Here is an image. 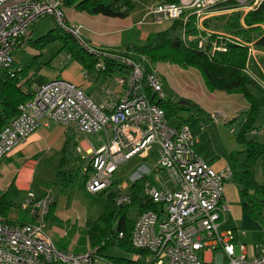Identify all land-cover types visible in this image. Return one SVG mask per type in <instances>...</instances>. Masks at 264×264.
<instances>
[{
    "label": "built area",
    "instance_id": "obj_1",
    "mask_svg": "<svg viewBox=\"0 0 264 264\" xmlns=\"http://www.w3.org/2000/svg\"><path fill=\"white\" fill-rule=\"evenodd\" d=\"M227 0H179L152 6L142 22L180 20L182 28L193 19L197 28L210 14L218 12L219 4ZM236 7L250 11L264 0H233ZM67 0H0V70L13 76L19 69L12 53L33 40L31 27L44 16L54 17L66 33L73 36L93 55L94 74L105 69L106 61L120 62L118 75L108 76L96 95L87 94L80 86L56 77L37 85L31 97L20 103L17 114L0 130V161L41 125L50 121L73 128L81 134L96 135L98 145L88 146L84 188L89 194L109 191L111 178L118 166L132 157L156 158L153 171H163L166 181L160 184L146 179L141 187L142 202L150 209L140 211L132 220L128 236L137 253L136 264H264V201L261 205L262 231L258 253L247 255L246 246L239 243L235 253V234L222 229L227 204L223 202V185L229 172H218L202 159L197 140L187 123L170 126L164 109L155 101L165 100L162 82L154 72L146 71L129 55L102 49L85 42L79 25L66 23L62 6ZM229 43L247 47L250 59L253 43H245L232 35L219 33L210 42L197 40L198 48L210 45L209 52H224ZM70 58L69 55L65 56ZM249 64V63H248ZM248 64L244 72L263 90L264 82L257 78ZM84 76L89 79L86 71ZM122 89L115 96L113 88ZM213 120L226 116L210 115ZM264 135V121L255 132ZM102 134V135H100ZM81 152V148H76ZM151 172V171H150ZM146 168L141 176L131 177L130 185L142 176H150ZM117 207L131 204L128 191L113 197ZM54 199L50 190L41 194L27 191L21 207L28 210L32 221L8 224L0 215V264H120L112 261L101 248L109 238L85 252L74 253L57 249L46 232ZM124 237L118 233L117 239ZM210 257L206 259V253ZM216 253L215 257L213 254Z\"/></svg>",
    "mask_w": 264,
    "mask_h": 264
},
{
    "label": "crops",
    "instance_id": "obj_2",
    "mask_svg": "<svg viewBox=\"0 0 264 264\" xmlns=\"http://www.w3.org/2000/svg\"><path fill=\"white\" fill-rule=\"evenodd\" d=\"M133 1H135V4L138 3L140 5L139 10L134 7L123 18L87 14L76 10L73 5L67 3L62 6V11L68 25L80 26L79 34L85 42L102 49L128 54L140 62L146 71L154 72L164 87L165 84L167 85L172 80L176 71L182 72L181 69L190 68H182L179 65V68H175L173 64L166 62H156L157 64L155 65L146 56L135 54L131 51L132 46L143 44L150 34L170 29L173 23L172 21L155 22L149 19L142 22L149 9L160 3V0ZM216 8L218 12L205 18L203 25L211 24L214 21L217 22L218 18L228 15L226 13L229 12H239L241 18L247 12L241 9L229 10L230 8L223 4H219ZM141 12L142 15L139 17ZM260 28L264 34V25L260 24ZM209 31L214 34H228L214 30ZM29 46L28 43L26 46L19 47L13 51L14 55L12 53V56L15 66H24L22 63L24 61L16 59L15 56L19 51L24 52L29 49ZM258 52L259 55L257 57L264 56L260 55L261 51ZM30 54L38 56L41 53L31 49ZM66 55V52L61 49L57 54H54V57L49 59L47 65L41 62L33 65L28 71L27 77H21L18 82L20 89L24 93L32 95L37 85L48 79L61 77L80 86L87 94L96 95L101 90L100 87L108 83L105 82L108 76L114 77L118 75V70L107 75L101 72L98 74L91 73L93 70L87 71L77 61L72 58H66ZM257 57L253 55L250 59L251 66L255 63L257 65ZM83 71L90 74L89 79L84 76ZM190 71L196 80L194 83L192 81L190 86L198 92L199 96L205 98L201 102L198 101L199 104H195L207 114L206 118L195 116V121H199L200 127L197 129L190 127L197 140L196 148L202 159L208 162L214 170L232 174L230 154L239 152L236 156L239 162L244 161L246 158L244 153L245 145L238 143L234 137L242 119V117L238 118V116L248 108V103L239 93L223 94L222 91H209L203 78H199L200 76L197 74L199 72L197 70V72H193L194 70ZM261 72L264 75V71L261 70ZM113 91L115 96L122 95V89L119 87H114ZM259 101V112L263 114L258 113V116L260 115L258 127L248 132L245 138L246 140H255L264 147V135L255 133L264 121V100L261 101L260 98ZM261 103L263 104L261 105ZM212 112H221L226 116V120H222V123L228 128V133L224 130L226 128H217L216 123L219 119L213 120L210 117ZM213 124L214 128L212 130L211 126ZM68 136H71L72 147L66 151V163L63 170L66 173L70 171L77 173L73 167L79 162L82 168L80 173H83L84 178L82 182H77L74 186L69 178L60 181L54 177L56 168L59 165L58 160L62 156L60 151ZM225 142L229 143V148L225 147ZM90 144L95 146L90 140V134H81L71 127L66 128L53 121L41 125L24 141L18 143L0 161V212H2L3 219L10 225L31 222L32 218L28 210L21 207L26 192L33 191L39 195L46 190H50L54 203L46 226L47 234L57 249L74 253L85 252L91 246L90 237L87 234V224L88 222H95L101 215L98 207L94 208L92 204H86L84 200H81L82 197L84 198V184L89 172V169L87 171V160L83 157V152ZM77 147L81 148V152L76 149ZM77 174L79 175V173ZM41 175L43 178L47 177V179H39ZM46 180L52 181L51 183H46L48 182ZM254 180L257 185L264 188V154L254 164ZM152 181L155 182L154 180ZM142 184L143 181L141 186ZM114 187L116 188V185L112 186L109 192H113L112 189ZM117 187H122L129 192L131 185L125 181H120ZM252 195L253 192H250L249 196H242L240 189L230 178L225 180L223 202L227 204L228 210L221 228L233 230L236 254L239 253V243L246 246L247 255L252 256L258 253L263 226L261 211L250 207L252 205L250 202L248 208L242 205V201H250L249 198H252ZM137 253H126L127 256L123 258L135 260ZM206 255V259H208L210 253L207 252Z\"/></svg>",
    "mask_w": 264,
    "mask_h": 264
},
{
    "label": "trees",
    "instance_id": "obj_3",
    "mask_svg": "<svg viewBox=\"0 0 264 264\" xmlns=\"http://www.w3.org/2000/svg\"><path fill=\"white\" fill-rule=\"evenodd\" d=\"M70 1L71 0H67L66 3L69 4ZM73 1V7L78 11L91 15L101 14L109 17H126L133 7V0ZM178 1L179 0H160L161 3H177ZM221 4L228 8L236 7V3L233 0H227ZM260 24L264 25V1L256 9L247 11L242 18L239 12H232L222 24V30L239 38L245 43H253L257 48H264V34L260 28ZM181 31L183 36L179 34ZM187 35H197V31L189 22L185 24L183 30L182 22L180 20H175L170 29L150 34L143 44H135L132 46L131 51L135 54L146 56L151 63L169 61L178 64L182 68L197 69L209 91H222L228 94L239 93L246 99L248 108L238 116V118L241 117V115L243 117L240 121L238 132L234 137L238 143L245 145L244 153L246 154V158L244 161L239 162L236 159L239 152H232L230 154L232 166L230 179L238 186L242 196H249L250 192H253L252 198H249L250 201L244 200L242 201V205L248 208L251 203L252 205L250 207L261 210V205L264 201V188L257 185L254 180V164L256 160L264 154V147L255 140H246L245 135L254 129L252 126L259 113L260 97L257 96L256 92H262L263 95L264 92L243 71L246 64L250 63L247 47L229 43L226 51H215L210 53L209 44H206L203 49L198 48L197 40H187L184 38L187 37ZM59 38L63 43L62 50H64L70 58L77 61L87 71L93 70L95 58L92 54L83 49L73 36L65 33L63 36H59ZM32 42L34 41L31 40L30 43ZM32 66V64L22 67L16 66L19 71L15 72L13 76H9L6 71L0 70V130L17 114L18 105L31 97L29 93H24L20 89L18 82L21 77L27 75ZM120 66V62L109 60L106 61L105 69L100 72L107 75L120 69ZM91 73H93V71ZM155 102L164 109L166 118H168L169 101L165 99ZM192 121H195V118L182 120L180 123H187L190 126ZM70 147H72V140L71 136H68L60 151L62 156L56 168L57 173L55 176L57 177L63 174H65L66 177V172L63 169L66 163L65 154ZM69 175L71 176L69 179L73 181L77 173L72 172ZM144 178L153 182L149 176H142L135 180V182L131 184L129 191L132 201L131 204L123 207L115 206L113 202L114 193L109 192L104 212L95 222H88L87 234L90 237L91 246L109 238L104 246H102L101 253L104 252V248L113 244H119L127 253H143L142 251L134 249L128 241L132 221L127 219L126 212L127 209L133 205L140 211L152 208L149 202H142L141 182ZM1 213L2 212H0V215ZM113 215H115V221H117L115 230L112 228L113 222L111 218ZM102 220L107 221V224L103 227L99 224V221ZM119 232L124 234V237L121 239H117ZM107 257L120 264H136V261L131 259Z\"/></svg>",
    "mask_w": 264,
    "mask_h": 264
},
{
    "label": "rangeland",
    "instance_id": "obj_4",
    "mask_svg": "<svg viewBox=\"0 0 264 264\" xmlns=\"http://www.w3.org/2000/svg\"><path fill=\"white\" fill-rule=\"evenodd\" d=\"M72 3H74L73 0L70 1V5H72ZM132 9L129 11V13L134 9V7L136 8V10H139L140 5L137 3L135 4V1H132ZM232 12L226 13L228 15H230ZM142 15H139V17ZM228 15H224V17H220L218 18L217 22H212L211 24H206L203 25L204 22L202 21L201 23V27L197 28L195 26V22L192 19L191 25L192 27L197 31V35H187V37H184L187 40H199V39H203L204 42L206 43L207 41L210 42L212 40L215 39L216 34L211 33L209 30H214L217 32H224L222 30V24L225 22V20L227 19ZM149 19V18H148ZM147 19V20H148ZM150 20V19H149ZM175 20H173L172 22H174ZM185 27V26H184ZM31 30L33 31V40L34 43H30L29 42V49H27L26 51H19L18 54H16V59H19L20 61H24L22 62L24 65L28 66L29 64L31 65H35L37 63H45V65H47L49 62V59H51L52 57H54V54H57L61 49H62V41L59 38V36H63L66 32L65 30L59 25V23L57 22V20L54 17L51 16H44L40 19H38L35 23H33ZM179 34L181 36H183L182 31L179 32ZM31 49H35L37 50V52L40 51V55L36 56V55H31ZM252 53L251 55H254L255 57H257V55H259L258 51L260 52V55H264V48H257L253 45V49H252ZM14 55V53H13ZM157 62H166V63H170L173 64L175 68H179L178 64L173 63V62H169V61H157ZM257 65L252 64L251 66V62L248 64L251 72L260 80H262V82H264V75L261 72L264 71V56H258L257 57ZM153 64H157L156 62ZM161 64V63H160ZM163 66V65H162ZM33 67V66H32ZM259 67V68H258ZM181 69V68H180ZM261 69V70H260ZM182 72L176 71L175 74H173L172 80L170 82L167 83V85L165 84L164 88V92H165V96L166 99L169 101V115L167 118V122L170 126H177L178 123H180L182 120H188L190 118H195V116L198 117H204L206 118V112H204L203 110H201L200 108L197 107V105L195 103H198V101H202L205 100V98H203V96H199L198 92L195 89H192V87L190 86L191 82L194 83L195 77L193 75H191V71L190 70H194L193 72H197V69L194 68H190V69H181ZM187 70V71H185ZM197 70V71H196ZM179 72V74H178ZM186 72V73H185ZM199 72V71H198ZM199 74V78H201V74L200 72L197 73ZM28 75V74H27ZM27 75L25 77H27ZM198 77V75H197ZM196 77V78H197ZM29 79V77H28ZM202 80V79H201ZM203 86V85H202ZM220 92V91H218ZM223 94H225V92H222ZM257 96H259L261 98V101L264 100V95L262 92H256ZM199 104V103H198ZM263 103H261L262 105ZM215 112H212L211 114H213ZM242 113V112H241ZM259 114H263L262 112H259ZM241 117H243L241 115ZM240 117V118H241ZM222 118H219V121L216 123L217 128H226L225 125L222 123ZM260 121V115L257 117L254 125L252 126V128H257L258 126V122ZM199 121H192V123L190 124L191 127H194L195 129H197L198 127H200L199 125ZM212 130L214 128V124L211 126ZM239 128V127H238ZM226 133H228V128L224 129ZM238 132V130L236 131V133ZM102 135V134H100ZM97 136L92 134L90 135V140L95 144L98 145V142L96 141ZM225 147L229 148V143L225 142ZM77 159V158H76ZM61 160H58V163H60ZM156 158L154 156H150L148 158H146L145 160H140L137 157H132L129 160H127L126 162L120 164L117 168V170L114 172L111 181L112 184L110 186V189L112 186L116 185V188L114 187L112 189L113 193L117 194L120 192L125 191L122 187H117V185L120 183V181H125V182H129L131 177H136V176H141L144 171V169L146 168L150 173H151V179L154 180L157 184H160L161 181H166L167 180V176L165 174V172L163 171H153V166L155 164ZM74 170H76L77 173H79V175L77 174L72 183L73 186L75 185V183L77 182H82L83 181V173L82 172V168L79 165V162L76 163V165H74L73 167ZM57 173V172H56ZM70 173H72V171L66 173V177L65 174L60 175L59 177L55 176V178H58L60 181L62 179H67V178H71V176L69 175ZM39 179H47L43 178L42 175L39 176ZM146 180V178L143 179V182ZM48 182L46 183H51L52 180H46ZM127 182V183H128ZM115 191V192H114ZM84 198L82 197L81 200H84L86 202V204H92L93 207H98L101 211V214L104 212L105 210V206L106 203L108 201V193L109 191L105 190L102 191L100 193L97 194H89L84 190ZM114 194V195H115ZM137 214V207L135 205L130 206L127 209L126 215H127V219L132 221L135 216ZM112 222H113V230H115V224L117 221H115V215L112 216L111 218ZM99 224L103 227L104 225L107 224V221L102 220L99 221ZM103 253H105L107 256L109 257H115V258H123L126 255V251L124 249H122L121 246H119V244H113L110 246H107L106 248L103 249ZM237 253V250H236ZM206 255V254H205ZM216 253L213 254V257H215ZM207 257V255L205 256ZM224 264H226V261H224Z\"/></svg>",
    "mask_w": 264,
    "mask_h": 264
}]
</instances>
